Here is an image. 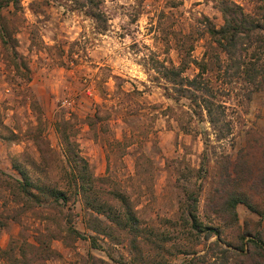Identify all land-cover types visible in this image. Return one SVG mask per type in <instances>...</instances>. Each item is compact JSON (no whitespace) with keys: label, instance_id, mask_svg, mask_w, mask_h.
Returning <instances> with one entry per match:
<instances>
[{"label":"rangeland","instance_id":"rangeland-1","mask_svg":"<svg viewBox=\"0 0 264 264\" xmlns=\"http://www.w3.org/2000/svg\"><path fill=\"white\" fill-rule=\"evenodd\" d=\"M95 1L100 19L86 15L81 0H0V23L9 27L14 49L28 66L24 78L0 43V172L19 177L13 164L20 162L31 176L68 197L61 208L50 201L19 207L0 187V249L12 246L20 257L19 246L37 245L41 236L51 252L45 255L40 248L33 264H125L132 258L124 240L85 226L91 211L61 177L58 159L65 160L56 129L61 120L93 174L106 177L98 187L125 191L142 225L169 229L174 240L192 245L193 237L163 222L177 221L182 191L199 186L196 214L203 223L218 225L221 243H234L241 231H259L264 243V219L245 204L235 205L237 222L216 210L227 165L245 171L240 186L264 204L260 184L247 185L250 177L264 173V80L249 97L245 93L252 85L229 76L217 81L231 132L216 143L207 121L191 115L186 99L167 97L153 70L142 64L177 63L180 43H192L191 53L199 57L203 16L215 25L222 22L215 0ZM233 1L262 19L264 0ZM38 128L53 153L52 167L45 169L31 162H40L31 136ZM206 133L213 147H207V170L198 172ZM221 153L228 154V162ZM68 225L76 233L68 232ZM209 240L197 244L198 252ZM189 255L174 252L161 264H181ZM209 263L219 264L217 258ZM0 264L21 263L0 253Z\"/></svg>","mask_w":264,"mask_h":264},{"label":"trees","instance_id":"trees-1","mask_svg":"<svg viewBox=\"0 0 264 264\" xmlns=\"http://www.w3.org/2000/svg\"><path fill=\"white\" fill-rule=\"evenodd\" d=\"M4 2L8 3L9 0ZM12 2L16 4L17 0ZM80 5L86 15L94 19L102 18L103 14L97 1L81 0ZM215 6L221 14L222 22L215 25L207 16H203L197 35V38L204 39L199 57L192 55V43H180L175 47L177 63L170 59L166 62L155 59L150 65L142 64L146 69L153 70L152 76L160 82L167 97L173 100L186 99L191 115L207 121L212 140L217 143L231 132V119L221 99V85L217 84V81L229 76L237 79V82L250 84L252 87L245 93L249 97L264 80V21H261L264 15L262 19L260 16H253L233 0H215ZM176 39L179 41L178 37ZM0 43L13 69L28 78V66L14 49L11 32L4 22L0 23ZM188 68L191 69L190 72H187ZM93 121L94 119L88 118V124L92 125ZM56 129L60 134L62 154L66 163L58 159L61 177L63 176L66 186L72 189V193L82 197L83 204L91 211L85 219V226L112 240H124L132 255L131 260L125 261V264H161L174 252L190 254L181 264H210L209 262L216 258L219 264H264V243L259 231H241L234 243L224 241L223 244L218 225L203 223L198 218L196 202L199 186L182 191L178 199V220L165 218L163 222L172 229H181L186 237H193L192 245L174 240V232L169 229L161 231L152 223L142 225L132 199L125 191L117 186L108 189L98 187L97 182L105 181L106 177L93 174L88 161L80 154L77 143L71 137L72 133L65 132L64 120L56 124ZM31 136L40 152V162L31 161L34 167H52L50 155L53 153L41 130L38 128L34 133L31 131ZM212 140L206 133L198 172L207 170L204 160L208 157L207 147H213ZM221 154L228 162V154ZM13 166L19 177L0 172V187L8 190L12 200L19 204V207L22 204L39 205L49 201L59 208L65 204L68 197L63 189L45 184L37 177L31 176L27 167L20 162L14 163ZM237 168V164L232 165L231 169L228 165L224 166L225 174L220 182L222 193L218 198L217 212H221L226 220L237 222L235 205L242 202L264 219V204L258 205L259 203L252 199L251 193L240 186V182L245 180V171L242 173L239 171L241 167ZM249 180L252 182L247 183L248 186L260 184L264 200V173L257 179L250 177ZM66 229L70 233H76L70 225L66 226ZM212 235H215V238L209 240ZM37 239V245L26 243V248L19 246L20 257L15 256L12 246L0 249V253L5 259L16 263L33 264L40 248L45 251V255L51 252L47 244H43L41 236ZM202 240L209 241L205 249L198 252L196 246Z\"/></svg>","mask_w":264,"mask_h":264}]
</instances>
